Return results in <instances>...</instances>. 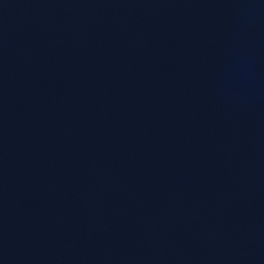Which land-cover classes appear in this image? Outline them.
Wrapping results in <instances>:
<instances>
[{
  "label": "water",
  "instance_id": "water-1",
  "mask_svg": "<svg viewBox=\"0 0 264 264\" xmlns=\"http://www.w3.org/2000/svg\"><path fill=\"white\" fill-rule=\"evenodd\" d=\"M0 264H264V0H0Z\"/></svg>",
  "mask_w": 264,
  "mask_h": 264
}]
</instances>
